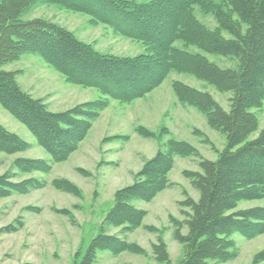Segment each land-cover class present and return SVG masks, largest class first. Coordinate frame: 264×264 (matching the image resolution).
<instances>
[{
    "label": "trees",
    "instance_id": "16d2710c",
    "mask_svg": "<svg viewBox=\"0 0 264 264\" xmlns=\"http://www.w3.org/2000/svg\"><path fill=\"white\" fill-rule=\"evenodd\" d=\"M38 4H57L86 13L94 23L110 26L115 32L141 41L147 52L136 55L105 53L76 34L44 17L24 19ZM196 6L213 14L216 28L208 27L196 14ZM225 32L231 37L225 36ZM182 40L213 54L239 60L237 67H221L201 53L176 47ZM27 52L38 53L61 72L66 80L85 87H97L103 97L79 103L63 111L51 110L47 103L24 90L18 81L20 71L3 66L21 59ZM188 72L214 85L219 91H232L231 108L225 110L208 92L180 81L174 83L183 103L198 107L208 123L225 134L226 146L215 160L201 158L202 172L185 171L200 191V198L187 197L181 205L190 208L186 219L175 224L174 236L184 245L179 264H219L238 256L236 232L252 239L264 234V206L239 208L244 200L264 198V128L259 127L255 108L264 106V0H0V103L36 136L55 162L67 160L77 151L111 99L132 102L160 86L171 72ZM147 137H159L139 127ZM169 131L167 127L162 132ZM200 134L199 130H195ZM129 139V136L115 137ZM205 141H210L207 136ZM31 144L0 122V152L13 154ZM191 143L170 138L136 172L134 181L115 191L113 205L102 222L101 232L88 247L84 241L74 253L71 264H96L99 252L113 255L124 251L145 254L137 242L109 233L104 225L121 227L130 233L143 226L147 211L131 201H152L173 182L170 173L177 156H199ZM15 165L23 172L48 173L53 166L42 158L18 157ZM83 174L86 172L79 169ZM14 173L0 175V197L13 192L28 193L47 182L37 177L12 181ZM53 185L81 196L78 185L67 178H56ZM55 211L69 216V209ZM73 217V216H71ZM178 220V221H177ZM21 219L2 228L15 232ZM188 232H182L183 227ZM151 228V227H149ZM152 229V228H151ZM157 260L169 259L161 239L153 244ZM251 264H264V249Z\"/></svg>",
    "mask_w": 264,
    "mask_h": 264
},
{
    "label": "rangeland",
    "instance_id": "374dc122",
    "mask_svg": "<svg viewBox=\"0 0 264 264\" xmlns=\"http://www.w3.org/2000/svg\"><path fill=\"white\" fill-rule=\"evenodd\" d=\"M147 2L150 0H137ZM198 18L210 28H216L213 14L203 13L196 6ZM44 17L60 23L76 36L92 43L97 50L117 55H136L147 52L141 41L128 38L110 26L94 23L86 13L72 11L57 4H38L24 14V19ZM225 36L231 35L225 32ZM176 47L193 53H201L221 67H237L239 60L208 53L197 46L175 42ZM3 68L20 71L18 81L22 88L43 99L51 110L63 111L79 103L103 97L97 87H85L71 83L50 65L41 55L24 53L21 59ZM180 81L202 91H208L221 106L229 111L232 91L221 92L214 85L188 72L173 71L156 89L132 102L111 99L110 105L94 121L88 136L79 149L60 162L38 144L29 128L16 119L0 103V122L9 130L27 140L30 148L7 154L0 152V175L14 173L12 181L37 177L47 182L43 188L28 193L13 192L0 197V264H71L75 251L82 241L86 249L92 239L101 232L105 215L111 209L115 191L131 184L144 163L161 148L167 147L170 138L184 140L199 150V156H177L170 178L173 184L159 193L152 201L133 199L138 208L147 211L143 226L130 233H122L121 227L104 225L109 233L118 234L131 242H137L145 254L124 251L113 255L109 250L99 252L96 264H179L184 255V245L175 238L173 219H186L190 208L181 205L188 196L198 200L200 191L185 171L202 172L201 158L215 160L218 151L227 143L225 134L211 127L206 114L198 107L183 103L176 94L174 83ZM259 127L250 138L258 136L264 128V106L255 108ZM156 132L158 137H147L138 132L139 127ZM167 127L169 131L162 132ZM195 130H199L200 134ZM129 136V139L115 137ZM210 140L205 141V137ZM18 157L42 158L52 164L50 172H23L14 163ZM83 169L86 174L79 171ZM67 178L81 189L76 195L56 188L53 180ZM264 206V198L244 200L239 208ZM69 209V216L55 209ZM73 216V217H71ZM21 219L18 231L6 232L2 228ZM177 220V221H178ZM151 227V228H149ZM186 234L188 228L183 227ZM239 250L231 261L219 264H251L255 255L264 249V234L249 239L239 232L232 237ZM165 242L169 259L157 260L153 244Z\"/></svg>",
    "mask_w": 264,
    "mask_h": 264
}]
</instances>
